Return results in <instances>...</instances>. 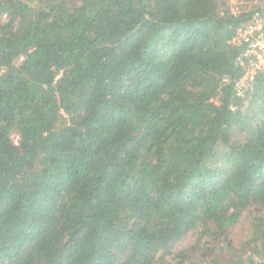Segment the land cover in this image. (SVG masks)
Masks as SVG:
<instances>
[{"label":"trees","instance_id":"trees-1","mask_svg":"<svg viewBox=\"0 0 264 264\" xmlns=\"http://www.w3.org/2000/svg\"><path fill=\"white\" fill-rule=\"evenodd\" d=\"M258 9L0 0V264H264Z\"/></svg>","mask_w":264,"mask_h":264},{"label":"built area","instance_id":"built-area-1","mask_svg":"<svg viewBox=\"0 0 264 264\" xmlns=\"http://www.w3.org/2000/svg\"><path fill=\"white\" fill-rule=\"evenodd\" d=\"M244 51L238 59L242 76L236 83L239 96L250 90L257 78L264 76V8L254 11L251 20L238 30Z\"/></svg>","mask_w":264,"mask_h":264},{"label":"rangeland","instance_id":"rangeland-1","mask_svg":"<svg viewBox=\"0 0 264 264\" xmlns=\"http://www.w3.org/2000/svg\"><path fill=\"white\" fill-rule=\"evenodd\" d=\"M223 5L228 6L234 12H239L245 10L248 12L254 10L255 8H264V0H221ZM240 135V134H239ZM239 137V136H238ZM240 137H242L240 135ZM15 144H19V137H13ZM250 222L246 218L232 233L230 236L233 242V246L236 249H240L243 240L247 237V234L250 232ZM210 238V237H209ZM195 241V237L193 235H189L185 240L181 241L177 244L175 250L186 249L190 246L192 242ZM222 246L220 245V248ZM227 250V249H226ZM200 252H196V257H200ZM188 264V263H187ZM192 264V263H189Z\"/></svg>","mask_w":264,"mask_h":264}]
</instances>
